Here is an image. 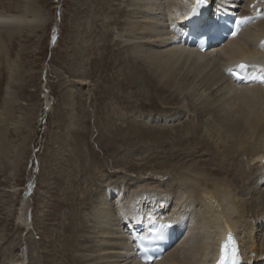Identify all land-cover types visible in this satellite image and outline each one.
<instances>
[{
  "label": "bare ground",
  "instance_id": "6f19581e",
  "mask_svg": "<svg viewBox=\"0 0 264 264\" xmlns=\"http://www.w3.org/2000/svg\"><path fill=\"white\" fill-rule=\"evenodd\" d=\"M242 1L246 10L251 0ZM191 2L87 0L85 10L92 26L86 36L76 35L77 62L82 67L87 47L90 54L100 53L94 55L87 72L78 69L72 75L80 81H92L96 73L102 76V87L92 94L96 116L90 122L97 127V141L104 144L105 155L111 157L106 164L97 165V156L86 142L89 161L82 154L83 131L70 130L68 154L76 161L66 162L82 174L79 185L71 190L70 184L68 197L56 205L57 209L68 208L67 224L62 234L59 229L54 239L42 245L44 264H140L130 257L125 203L142 209L167 206L177 216L190 218L183 240L153 264L214 260L227 231L240 237L246 264H263L264 83L235 86L225 68L239 59L264 67V19L245 27L217 50L200 53L180 45L184 14ZM19 3L18 13L0 9V56L9 58L10 43L25 27L27 12L33 13L32 28H45L46 17L38 0ZM11 65L7 59L9 77L20 78ZM73 85L63 89L68 107L79 96ZM74 106L66 111L71 129L82 121L75 112L79 104ZM12 112L10 105L4 108L6 124ZM25 139L16 154L17 162L26 152ZM64 148L52 151L50 161L43 158L41 184L47 181L46 171L52 166L62 168ZM152 148L161 151L151 161L133 162V156ZM171 172L175 179L166 177ZM69 174L63 171L58 181L65 182ZM29 250L7 259L6 264H25Z\"/></svg>",
  "mask_w": 264,
  "mask_h": 264
},
{
  "label": "rangeland",
  "instance_id": "374dc122",
  "mask_svg": "<svg viewBox=\"0 0 264 264\" xmlns=\"http://www.w3.org/2000/svg\"><path fill=\"white\" fill-rule=\"evenodd\" d=\"M10 1L0 0V9L6 8L12 13H18L17 5L21 4L20 0ZM86 4L87 0L80 2L79 0H38V5L46 17L45 28H32L33 13L27 12L25 27L14 36L10 43L9 58L0 56L2 57L0 61V121L3 117L5 118L4 108L6 106L10 105L13 110L11 118L8 120L9 123L6 124L7 118H5V122L0 123V264H6L7 259H15L26 249L30 250L26 252L25 264H30L33 261L36 264H44L42 245L48 244L51 238L54 239L59 229L62 234L63 226L67 224L68 208L57 209L56 205L64 197H68L69 190L67 188L70 184L71 190L79 185L82 174L75 166L73 169L67 165V162L76 161L73 155L68 154L71 146L70 130L83 131L84 134L80 133L82 139L84 138L83 142H85H82V154L89 161L90 156L86 150V142L97 156V165L102 166L110 161L111 156L109 157L107 152L105 155L104 144H99L97 141L99 137L97 127L90 122L96 116V109H94L96 102L92 94L94 91L98 93L102 87L100 81L102 76L100 73H96V77L92 76V81L90 78L80 81L72 75L78 69L87 72L90 61L100 53V51H96L97 55L95 52L92 55L87 47L85 53L88 54L81 57L83 59L82 67L77 62L80 60V56L77 52L76 42L81 34L84 36L89 34L92 26L85 10ZM99 22L100 19L98 24ZM77 34L79 37L76 39ZM7 59L12 61L11 66L14 67L15 73L21 75L20 78L9 77L8 70H6ZM69 84H74L72 89L79 94L76 101L71 102L73 103L71 107L74 108V104H79L75 112L79 113V118H82L80 119L82 121L72 129L68 126L69 114L66 112L71 107H68L69 105L62 98L64 96L63 89L68 88ZM103 85L106 87V83ZM125 92L130 93V90ZM25 121L29 122L28 126L24 124ZM2 131L7 132L5 137L2 136ZM24 137H26V152L19 157L20 161L17 162L16 154L22 150L20 147ZM64 138L68 140V143ZM5 145L7 148L3 150L2 147ZM60 146H65L64 149L67 148V151L61 150L62 156L66 159L60 160V164L61 162L66 164L62 163L63 166L60 169H57L55 165L52 166L50 171H46V185L41 184L39 180L41 175L39 174L43 158L50 161V153L60 150ZM173 148L176 150L180 146H173ZM160 151L155 148L146 150L142 155L133 156V162L141 165L146 161H151L155 157V152ZM164 153L163 156L167 155ZM148 156L150 157L148 158ZM149 168L147 169L149 170ZM107 170L108 172L112 170V173L120 172L119 168H107ZM63 171L65 174L70 172L69 175H72L65 182H59L58 176ZM131 175L135 174L131 173ZM168 175L167 178L175 179L176 177L173 172ZM65 192H67V196L64 195Z\"/></svg>",
  "mask_w": 264,
  "mask_h": 264
},
{
  "label": "snow or ice",
  "instance_id": "6c2138e0",
  "mask_svg": "<svg viewBox=\"0 0 264 264\" xmlns=\"http://www.w3.org/2000/svg\"><path fill=\"white\" fill-rule=\"evenodd\" d=\"M203 3H207V0H198V4H203ZM193 12H195V9H193ZM261 14L262 13H260V11L258 10L257 15H261ZM247 19L250 18L248 17L240 18L237 22L238 25L239 23ZM232 35L235 36L236 32H233ZM255 67H260L261 71H264V67H261L259 65H250L245 62H239L234 66H230L226 69V71L230 75L235 76L237 80L243 81L246 78L244 73H246L250 68H255ZM149 223L150 226L147 232L144 235L140 236L139 239L146 242L148 246H153L156 245L157 242L166 239L165 229L168 227V225L165 224L157 225L156 222L151 219ZM141 250L147 252L148 247L142 244ZM147 259L151 260L152 257H147ZM217 264H239L237 246L230 233L227 239L221 245L220 256L219 259L217 260Z\"/></svg>",
  "mask_w": 264,
  "mask_h": 264
}]
</instances>
